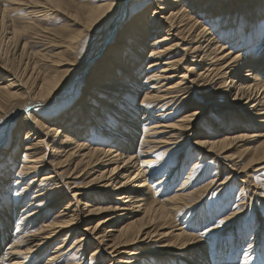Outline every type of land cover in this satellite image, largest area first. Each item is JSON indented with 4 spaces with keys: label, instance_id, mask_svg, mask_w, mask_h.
Returning a JSON list of instances; mask_svg holds the SVG:
<instances>
[{
    "label": "bare ground",
    "instance_id": "obj_1",
    "mask_svg": "<svg viewBox=\"0 0 264 264\" xmlns=\"http://www.w3.org/2000/svg\"><path fill=\"white\" fill-rule=\"evenodd\" d=\"M134 1L135 0H105L101 4L98 3L99 5H92L88 8L84 7L85 9H78L79 7L77 6L78 8L73 11H68L70 6H68V3L65 0H44V4L47 5H45L47 8H53L55 11L63 10L67 13V18L72 21L73 26H70L68 28V34H65V36L59 40L61 43L59 46H62L60 51L52 54H50V52L48 54L41 52L37 53L35 51L37 49L34 50L37 53L35 54V63L41 61L42 63L47 62L50 64V69H46V71L44 70L42 74L37 72L35 67L32 69L28 63H23V58H25V52H23L24 47L21 49L20 57L14 54L9 56V50L0 53V60L4 62V66L11 67L14 73L21 70L20 67L23 66L21 73H23L25 84H30L29 90L33 89V91L29 93H32V96L34 95L33 97H35L37 102H40L39 105L48 104L47 106L51 105L52 107L53 104H56L60 100H65L64 97L67 96L75 85L79 88L82 83H84L85 88L91 87L94 90L93 93H91L92 89L88 91L91 93L89 96L92 97L88 98L86 102L83 101V105L79 101L76 104H73L71 108L73 109L72 113L68 115V118L65 117V121L63 120L65 124L64 122L62 123V130L58 127L54 128L53 125L43 127L44 131L46 130L45 135L52 134V131L56 133L52 135L58 139L55 142L53 141L54 143H51L50 146L52 150H55L56 152V154L53 155L54 159L57 160L55 165L62 166L66 169V173L64 174L68 175L66 177L67 179L74 176L72 179L80 182L78 186L74 187L77 189H75L74 192L72 190L70 195L63 193V184H57L60 180V175L63 173L62 171L59 172L58 169L51 170L42 178V181L54 185L53 187H50L48 191H46L47 188L45 189V187L39 190L38 188L40 185H38L37 190L32 194V198L28 200L23 199L24 195H26V189H24L23 192H18L17 190L13 191L15 196L11 201L12 206L9 208H0V264H114L115 262H111L112 259L107 260L106 257L102 256V253L110 255V253H115L119 248H122L123 250H120L117 254L123 255L124 257L122 259H117V263L119 262V264H143L140 260L143 259L147 253H157L160 257H163L161 258V264H166L165 260L169 261V256L174 257L175 263L177 264H236V259L233 258L234 255H228V257L223 260L222 254L225 250L235 249L236 245L246 238L247 232L252 229L255 233L251 240L245 245V249H243V253H241L242 255L238 264H258V262L244 257L246 254L245 252L249 249H251L252 252H259L260 255L264 256V227L262 226V224L264 225V218L262 213H260L259 203L256 201L251 203L252 197L248 196L250 197V203L248 202L249 204H246V195L240 199H234L229 197L230 194H228L226 197L223 196V198H228L224 201L222 207L219 205L220 208L215 209L211 214L204 213L205 216L203 218H201L200 215L199 219H202L200 222L195 220L198 215L194 216L198 209L197 205L202 203L203 198L208 195L207 190L211 188L212 185L218 183L216 193L219 192L218 190L221 189L223 185L227 187L231 183H234V181L241 183L240 187H243V184H245L246 188L252 186L249 185L250 182H252V172L264 168V77H262V74H264V28H260L261 30L256 28L257 30L253 29L250 31V27L255 26L254 23L264 17V1L240 0V5L236 9L229 6V4H232L233 0H162L163 3H158L155 2V0H152L154 3L153 5H151L152 3L147 4L144 7L145 9L141 11L136 18L132 17L130 20L131 12L128 11V4ZM158 9H160V12H157ZM234 9L238 11L239 17L247 11L249 12L248 15L252 17L249 16L250 19L248 21L246 20L244 24H249V26H247L246 29L243 27L241 33L238 27L234 29V26L227 27L228 24L225 26L227 19L230 18L229 14H233L231 11ZM192 12L194 13L192 14ZM198 13H201L203 17L197 16L196 14ZM216 13L217 15L220 14V19H218L217 23L214 25L216 29L210 33L208 32L210 27L208 26L206 28L204 26L206 23L204 17L212 18ZM54 14L58 15V13L55 12ZM7 18H5V20ZM200 18L201 20H199ZM1 19L4 20L3 17ZM3 20L2 23L5 22ZM152 26L157 30L162 27L161 29L165 32L163 35H170L169 31L171 30L175 31L176 35L180 36L181 34V40L187 42L186 44L188 45L183 52L185 53V51H187L194 54V56H192L194 57L193 61H191L193 62V65L189 66L188 69H185L187 70L188 75H183L181 73L182 76L178 77L179 79L172 80L174 76H165L166 73L164 74L161 72H166V70L172 71L180 61L181 57L178 61H170L167 55L168 58H164L163 60H169L168 63H163L164 61L162 60L163 71L159 70V73L156 76H158L161 82L169 81L167 83L168 85L162 84L159 87L156 86L153 89L150 88V91H148V88L144 95L142 94L143 99L141 102L153 100L160 103V101L164 100L169 94L172 95L170 97L171 100L174 101V99H176L177 101L182 97V90H187L191 85V88H194V91H201L202 93L209 89H214L213 102L215 107L219 110L217 112V124L221 122L220 119H223L222 122H226V129H222L223 132L225 131L227 134L226 131H231L234 135L227 136L224 133L225 136L220 138L217 137V139L214 137L216 135L208 133L211 129V124L208 123L207 130H204V127L200 126L198 131L195 132L196 138L194 139V143H192L193 151L187 150L186 153L191 152L196 155L198 158L195 160H200V158L207 157L209 154L214 159L219 157L228 161L230 164L225 165L224 162L216 164L217 172L220 168L219 166L223 165L228 167V170L231 171V173L227 174L224 179H216L203 184V178L204 176H207L206 169L202 170L201 166L198 167L189 162H186L185 164L182 162L178 165V159L174 160L172 155L170 157L171 153L176 152L177 156L182 153V146L185 144V138L183 140V137H185L184 135H186L189 130L197 125L195 122L198 121V117L202 113H197L195 116H193V114L183 115L181 118L178 117V120L170 123H165L163 120L162 122L165 124H159V121H157L156 125L153 126V124H151L152 127L150 126V128L148 127V123H144V121H147V113L150 114L149 112L151 111V108H147V111L144 110L142 115L143 119L140 122H138V120H133L130 124L127 119L131 116H125V112L127 111L126 108L130 109V104H127L124 108L126 110L119 111V113H121L119 117H113L116 121H121V128L119 127L118 129L120 133L117 134V136H119L117 138H112L115 141V145H107L109 148H105L106 146H104L101 147V149L94 150L91 148L83 152L79 151L80 149L84 150L82 148L83 145L76 141L74 144L75 147H78L77 152L75 151V153H73L71 149L65 151L66 148H70L73 141L76 139V137H72V132H68L69 129H72L71 131H73L75 135H78L79 133V136H81L80 134L85 133L84 130H73V127L79 121L78 116L80 113L84 112L87 115V119L96 120L97 122L102 118L109 120V117H112L113 110H116V106L110 101V99L104 101L105 106L102 108L107 113L101 111L97 115L96 113L95 115L92 113L95 109H98L96 103L101 101V95L104 91L111 88L112 85H110V83L112 84L113 82L122 80V73L127 72L128 66H126V63L122 61V59L128 57L131 58V60L137 59L138 62L145 59L143 58V55H140V52L142 47L150 43L149 38L152 35H150ZM43 28L45 29V27ZM4 29H6V27ZM38 29H40V27ZM25 30L26 27H23L19 31H10L11 36L9 35V40L11 44L13 42L16 46V43L19 41V36L21 35L20 33ZM217 30L221 31V33L214 34ZM206 32L211 36L207 37L208 35L204 34ZM245 34H247V37H245ZM240 36H242L243 39L246 38L245 42H247V45L243 48L239 47V50L242 49L241 53L238 54L237 52L236 54L235 48L238 46H235L234 44L237 43ZM116 39L119 41H116ZM164 39L163 36V40ZM187 39H189V41H186ZM87 43L92 44V46L85 51ZM111 43H113V47L111 49L107 48ZM224 43L226 46H223ZM132 46L133 48H131ZM152 46L153 47L150 48L151 52H155L153 54L158 55V57L166 55L167 50L171 49L170 47L165 49L163 47V51H155L158 46ZM129 48L132 49L131 52H128ZM248 51H251L253 56L250 54L246 55ZM10 53L14 52L12 51ZM81 55L83 60L78 61ZM25 59H27V57ZM31 61L32 59L30 62ZM138 62L136 66L133 67V73L132 71H128L127 74H132L131 76L135 75V71L139 67ZM154 65L153 61H150L148 63V68L146 67L147 71L151 70ZM164 66H167L166 69ZM199 66H204L205 74L203 73L199 75V72L198 74H192L196 70L195 67ZM114 68H117V70L113 71ZM208 70H212V77H210L209 72L206 73ZM172 72H176V70ZM116 76L117 80H115ZM146 76L148 80L150 79V81H152L151 78L153 75L149 76V74H147ZM14 79L15 78L12 77V75L3 76L0 72V94H2L3 97L11 99V97L16 96V90L14 89L15 92L12 90L15 85ZM156 80L157 79H155V81ZM226 80L228 81L227 87L223 89L222 84H224ZM161 82L155 84L157 85ZM132 86H134V83L130 82L125 88L129 93L127 94L128 99H131V97L137 99L138 97H135L137 90L135 93L131 94L130 90ZM152 86L153 85H151V87ZM164 87L166 88L162 90ZM115 89L118 90V88ZM17 93H19V90ZM114 95L115 94H111L112 97ZM139 95H141V93ZM122 97L125 98V95ZM122 99L120 100L122 101ZM136 99H134V101H136ZM167 100L168 99H166V101ZM124 102L125 100H123L122 103ZM34 103L35 101L30 102L28 105L26 104L24 108L20 107L21 110L24 109V114L26 112L24 119L28 117V107H31L32 104L34 106ZM155 104H151V106ZM173 104H175V102ZM140 105L142 106L141 103ZM156 108L158 109V107ZM65 109L61 114L58 113V115L62 116L61 119L65 116ZM57 110L54 109V111ZM181 110L183 111L182 108ZM102 113L106 116L102 117V115H100ZM154 113L155 112H153V114ZM145 115L147 116L145 117ZM96 116H98L97 119ZM189 117H191V119H188ZM133 118L135 117L133 116ZM150 118L153 119V117ZM155 118L158 119V117ZM15 119L17 118L15 117ZM202 120L203 118L199 119L200 122H203ZM49 121L50 120H48V122ZM125 125H127V127ZM92 126H94V124ZM244 126L245 130L251 129V132L247 133L244 130L245 133L235 134L238 130L241 131L244 129ZM25 127L26 126H24V128ZM95 127L96 126H94V129ZM157 128H159L160 131H158ZM21 130L24 131V129ZM21 130L20 124H18L15 134L13 135L15 138L11 137L14 139L12 143L8 145V147H6V145L3 147L0 146V173L4 181L6 179V172L11 170L10 166L12 163L10 162L11 160L15 161L17 159L18 148H20L21 143H23V138H20L22 136ZM32 130L34 131V129H31L30 132ZM139 130L141 134H145L148 131L149 133L146 137L139 138V135L137 134V131L139 132ZM6 131L7 130H5V132ZM103 132H105L104 129ZM28 135L29 131H26L25 137ZM67 136H71L66 140L68 143L64 139L61 140V138H66ZM106 136L115 137L111 134H107ZM7 139L8 138L5 140L7 141ZM106 139L104 142H106ZM254 140H257L255 144H248V142ZM32 141L33 140H31V142ZM197 141H199V143H197ZM40 142L41 141L28 143L23 157L30 159L35 158L36 156L33 157L34 152H32V150H38L39 153H42V150L44 149H39V146H41L39 145ZM161 149L167 150L169 157L167 155L162 161H153V159L157 158L158 150ZM222 154L224 157H220ZM182 155L179 158H182ZM150 156L153 158L151 160L152 162L149 159ZM36 160L40 161L36 162ZM38 162L39 164H44V160L40 157L38 159L30 160L27 163L34 164ZM169 163L172 164V167L168 166ZM180 167H182L181 170H179ZM25 169V167L21 168L20 172L27 173L28 171L24 172ZM38 169L39 168L36 170ZM183 170H187L188 174L181 181L179 175ZM200 171L201 173L199 174ZM158 172L159 174L160 172H163V174H165L163 175L164 177H161L158 181L155 180L156 182L153 185H150L154 180L155 173ZM238 174H241L242 176L239 179H236L237 176H240ZM6 183L10 184L9 182ZM177 185L179 186L178 189L172 192L171 188H174ZM88 189L95 191V193H83V191ZM106 189L107 191L105 193H97ZM145 194L146 196L143 197ZM80 196H83V199L78 203V200L75 199ZM258 196L262 197L263 195L258 194ZM211 201H214V204L216 205L220 204L218 200ZM5 202V200L4 202H1V205L3 206ZM247 210L249 211V214H258L261 216L255 218L254 215H251L250 219H248L243 226H240V224H242L240 222L245 215L243 213H246ZM180 214L187 216V221L192 217L193 222L189 225L178 228L175 223L176 218L179 217ZM98 216H100L98 222L91 225L93 219ZM221 220H224L225 223L220 224ZM195 228H198V230H194ZM56 240L59 241L56 242L52 248L50 247L52 250L50 251L51 253L49 252V254L44 256V253L48 251L49 246ZM156 240L162 243L161 245H157L155 250H151L149 246L154 244V241ZM138 245L143 246V248L140 250L134 249L133 246ZM90 248L91 253L89 259H86L85 261L83 259L79 260L77 256L78 253L84 255V253ZM105 250L109 251L105 252ZM154 263L155 262L150 261L149 264Z\"/></svg>",
    "mask_w": 264,
    "mask_h": 264
},
{
    "label": "rangeland",
    "instance_id": "obj_2",
    "mask_svg": "<svg viewBox=\"0 0 264 264\" xmlns=\"http://www.w3.org/2000/svg\"><path fill=\"white\" fill-rule=\"evenodd\" d=\"M18 1H19V3H18ZM67 3H68V6H70V8H68V11L69 10H74V9H76V8H78V9H83L84 7L85 8H88L89 6H95V5H99L98 3H103V1H105V0H65ZM264 0H262V2H263ZM23 2V3H22ZM39 2H41V3H39ZM81 2V3H80ZM155 2H158V3H163L162 2V0H155ZM240 0H233V2H232V4H229V6H232V8H236L237 9V7L240 5ZM28 3V4H27ZM35 3H37V4H35ZM149 3H152L151 5H153L154 3L152 2V0H135L134 2H132V3H130V4H128V11H130L131 12V15H130V20L132 19V17L133 18H136V16L141 12V11H143L145 8V6L147 5V4H149ZM26 4V5H25ZM30 4V5H29ZM43 4V5H42ZM86 4V5H85ZM46 4H44V0H30V2H29V0H0V7H1V12H0V42H1V44H0V46L2 47H0V49H1V51H0V53H2V52H7V50H9L8 52L10 53V52H14V53H8V55L10 56H12V54H14V55H16V56H19L20 57V53H21V49L24 47V49H23V52H25V58L27 57V59H25V58H23V63L25 64V63H28L29 65H30V67L33 69V67H35V69H36V71L37 72H40V74H42L43 73V71L45 70L46 71V69H50L49 67H50V64H48L47 62H44V63H42L41 61L38 63L37 61V63H35V60L34 59H36V55L35 54H37V53H39V52H41V53H50V54H52V53H55V52H58V51H60L62 48V46H59V45H61V43H60V39H62L63 38V36H65V34H68V32H69V30H68V28L70 27V26H73V24H72V21H70V19L69 18H67V16H68V14L67 13H65L63 10H57V11H55V9H53V8H47L46 6H45ZM3 6V7H2ZM43 6H45V7H43ZM78 6V7H77ZM160 6H162V5H160ZM41 7V8H40ZM153 7V6H152ZM84 8V9H85ZM4 9V10H3ZM152 9H154V8H152ZM236 9H234V10H232L231 12H233V14L232 13H230L229 14V17L231 18H228L227 19V23H226V25L225 26H227V24H228V26L227 27H231V26H234L233 28L235 29V28H237L238 27V29L240 30V33L242 32V29H243V27H244V29H246V27L247 26H249V24H244L245 22H246V20L248 21L249 19H250V15H248V11L247 12H245V14H241L240 15V17H239V13H238V11L236 10ZM6 10V11H5ZM3 11V12H2ZM35 11H39L38 13L37 12H35ZM60 11V12H59ZM41 12V13H40ZM47 12V13H46ZM49 12V13H48ZM54 12L55 13H58V15L56 14H54ZM63 12V13H62ZM157 12H160V9H158L157 10ZM2 13V14H1ZM52 13V14H51ZM61 13V14H60ZM194 12H192V14H193ZM42 14V15H41ZM54 15V16H53ZM150 15H151V13H150ZM161 15V14H160ZM197 16H200V17H203L202 16V14L201 13H198V14H196ZM248 15V16H247ZM232 16V17H231ZM250 16V17H249ZM4 18V20L3 19H1V18ZM8 17V18H7ZM127 17V16H126ZM237 19H236V18ZM5 18H7L6 20H5ZM216 20H215V19ZM252 18V17H251ZM9 19V20H8ZM69 19V20H68ZM204 19H206V25L204 24V26L207 28L208 26L210 27V29H209V31L208 32H210L211 33V31H213L214 29H216V27H214V25H215V23H217V21H218V19H220V14H218L217 15V13L216 14H214L213 15V17L212 18H207V17H204ZM209 19V20H208ZM2 20L3 21H5V22H3L2 23ZM129 20V21H130ZM199 20H201V18L199 19ZM240 20V21H239ZM30 21V22H29ZM32 21V22H31ZM70 21V22H69ZM209 21H211V22H209ZM224 21H226V20H224ZM7 22V23H6ZM10 22V23H9ZM235 22V23H234ZM2 23V24H1ZM5 23V24H4ZM10 24H11V26H10ZM234 24H236V25H234ZM7 25V26H6ZM31 25V26H30ZM39 25V26H38ZM153 25V24H152ZM254 25L255 26H251L250 28V31H252L253 29L254 30H261V29H263L264 28V17H262V18H260V20H258V21H256L255 23H254ZM3 26V27H2ZM6 27V29H4L5 27ZM11 28H10V27ZM63 26V27H62ZM240 26V27H239ZM9 27V28H8ZM23 27H26V30L25 31H23V32H21L19 35V41L16 43V46H15V44H13V42H12V44H11V42H10V40H9V38H10V31H13V30H16V31H19V30H21ZM40 27V29H38ZM43 27H45V29L43 28ZM8 28V29H7ZM162 28V27H161ZM161 28H159L158 30L154 27L153 28V26L151 27V30H150V38H149V41H150V43L148 44V45H146V46H144V47H142L141 49V52H140V55H143L144 57L143 58H145V59H147V60H143V61H139L138 62V60L137 59H132L131 60V58H128V57H126V58H123L122 59V61H124L125 63H126V66H128L127 67V72L128 71H132V73H133V67H135L136 66V64H137V62L139 63V67H138V69L135 71V75L134 76H131L130 74H127V72L126 73H122L123 75H121V76H123V79L122 80H120V81H118V82H113L112 84L110 83V85H112L111 86V88L110 89H106V91H104V93L101 95V101L100 102H98V103H96V106H98V109H95V111H93V115H95V113H96V115L97 114H99V112L101 111V112H104V113H107V112H105L102 108H104L103 106H105V104H104V101L105 100H109L110 99V101L111 102H113V104L116 106V110L114 109L113 110V113H112V117H109L108 119L110 120H107V119H101V120H99L98 122L96 121V120H91V119H87L86 118V114L84 113V112H82V113H80L79 114V116H78V123H76L75 124V126L74 127H76V128H74L73 127V130L74 131H77L78 129L79 130H84L85 131V133H82V134H80L81 136H79V133H78V135H75V133H73V131H71L72 129H69L68 130V132H72V137H76V139L73 141V144L70 146V148H66L65 149V151H67V149H71V151H73V153H75V151L77 152L78 151V147H75V142L76 141H78V143L79 144H81V145H83L82 146V148L84 149V150H79V151H83V152H85V151H87V150H89V149H101V147H104V146H106L105 148H109V147H107V145H112V144H114L115 145V141H114V139H112V138H117L118 136H117V134H119L120 133V131L118 130L119 129V127L121 128V121H116L113 117H119V115L121 114V113H119V111H123V110H126L127 109V111L125 112L126 114H125V116L126 117H128L127 115H130L131 117L129 118V119H127L128 120V123H130L131 124V121H137L138 120V122H140L142 119H143V113H144V110L145 111H147L148 109L147 108H151L150 110V114H148L147 113V115H145V117H146V119H147V121L145 120L144 121V123H148V127H152V125L151 124H153V126H155L156 125V123H157V121H159V124H165V123H170V122H173V121H176V120H178V117L179 118H181L183 115H187V114H193V113H195V110H196V113L195 114H197V113H202V114H200V116L198 117V121L197 122H195L197 125L194 127V128H192L191 130H189L188 131V133L186 134V135H184L185 137H183V140H184V138H185V141H184V145L182 146L183 147V151H182V153L181 154H179V156H177L176 155V152H174V153H171L170 154V157H171V155H172V158L174 159V160H176V159H178L177 160V162H178V165L180 164V163H182L183 162V164H185L186 162H189V163H192V164H195L196 166H201L202 167V170L204 169H206L205 171H206V173H207V176H204V180H203V184H205V183H207V182H211V181H214V180H216V179H224L225 177H226V175L227 174H229V173H231V171H229L228 170V167H226V166H219L220 168L218 169V172H217V168H216V164L217 163H219V162H224V164L226 165V164H230V163H228V161H226V160H223V159H221V158H217V159H214V158H212V156L211 155H207L206 153V155H207V157L205 156L204 158H200V160H195L196 158H198L196 155H194L193 153H191V152H188V153H186L187 152V150L188 151H193L192 150V143H194V139L196 138V134H195V132L196 131H198V129H199V127L200 126H203L204 127V130H207V124L208 123H210L211 124V129H210V132H208L209 134L210 133H213L214 135H216V136H214V137H218V138H220V137H222V136H225V131L223 132V130L224 129H226L225 128V126H226V122L225 121H223L222 122V120L223 119H220L221 120V122H219V124H217L218 122V116H217V112L219 111L218 110V108L217 107H215V104H214V102H213V96H214V92H215V90L214 89H209L208 91H206V92H201V91H194V88L192 89L191 87H192V85L190 86V88H187V90H182V92H181V95H182V97H180L177 101H176V99H174V101L173 100H171V94H169V95H167L166 96V98L164 99V100H162V101H160V103L158 102V101H153V100H147V101H144V102H141L142 101V97H143V95H144V93L148 90V88H149V90L148 91H150L151 89H153L154 87H156V86H160V85H162V84H167L169 81H160V79L158 78V76H156V75H158V73H159V70L160 71H163V63H168V61L170 60V61H173V60H175V61H178L179 60V58H180V61L178 62V64L175 66V68L172 70V71H174V70H176V72H172V71H167L166 70V72H161V73H166L165 74V76H174L173 77V79L172 80H177V79H179L178 77H180V76H182V74L183 75H188V72H187V70H185V69H188L189 68V66H191V65H193V62H191V61H193V58L194 57H192V56H194V54L193 53H191V52H187V51H185V53L183 52V50H185L186 49V47L188 46L186 43L187 42H183V40H181L182 38V35L180 34V36L179 35H176V32L175 31H173V30H171V31H169V34L170 35H163L165 32H164V30L163 29H161ZM174 28V27H173ZM172 28V29H173ZM211 28H212V30H211ZM232 28V29H233ZM257 28V29H256ZM261 28V29H260ZM121 29H122V27H121ZM121 29H120V32H121ZM5 30V31H4ZM43 30H45V31H43ZM248 30H249V28H248ZM6 31H7V33H6ZM48 31V32H47ZM55 31V32H54ZM122 31H123V29H122ZM160 31V32H159ZM51 32V33H50ZM154 34H153V33ZM208 32H206V33H204V34H207L208 36L207 37H209V36H211V35H209V33ZM12 33V32H11ZM218 33H221V31H219V30H217V31H215L214 32V34H218ZM171 34H172V36H171ZM212 34H213V32H212ZM10 35V36H9ZM246 36L245 37H247V34H245ZM4 36V37H3ZM31 36V37H30ZM58 36H60V37H58ZM163 36H164V40H163ZM166 36V37H165ZM177 36V37H176ZM21 38V39H20ZM26 38V39H25ZM154 40H153V39ZM167 38V39H166ZM7 39V40H6ZM24 39V40H23ZM28 39V40H27ZM29 39H31V40H29ZM55 39V40H54ZM156 39V40H155ZM179 39V40H178ZM26 40V41H25ZM23 41V42H22ZM116 41H119V40H117L116 39ZM178 41H179V43H178ZM186 41H189V39H187ZM246 41V38L245 39H243V37L242 36H240V38L238 39V41H237V43L236 44H234L235 46H238L237 48H235V51H236V54H237V52H238V54L239 53H241V50L242 49H240L239 50V47L240 48H243V47H246V45H247V42H245ZM20 42V43H19ZM50 42V43H49ZM52 42V43H51ZM154 42H155V44H154ZM220 42V41H219ZM231 42H233V41H231ZM21 43H22V45H21ZM24 43H25V45H24ZM228 43V42H227ZM20 44V45H19ZM50 44H52V45H49ZM157 44V45H156ZM12 45V46H11ZM14 45V46H13ZM18 45H19V47H18ZM151 45V46H150ZM152 45H155L156 47H157V50H155V51H163V47H164V49L165 48H167V47H170L171 49L170 50H167V54L166 55H161V57H158V55H154L153 53H155V52H151V50H150V48L151 47H153ZM163 45V46H162ZM174 45V46H173ZM177 45H178V49H177ZM185 45V46H184ZM21 46V47H20ZM31 46V47H30ZM47 46V47H46ZM59 46V47H58ZM91 46H92V44H89V43H87L86 44V49H85V51L87 50V49H90L91 48ZM150 46V47H149ZM166 46V47H165ZM223 46H226V44L224 43L223 44ZM254 46H255V44H254ZM55 47V48H54ZM113 47V43H111V44H109L108 45V47L107 48H109V49H111ZM162 47V48H161ZM6 48V49H5ZM17 48V49H16ZM30 48V49H29ZM48 48V49H47ZM131 48H133V46L131 47ZM146 48V49H145ZM161 48V49H160ZM184 48V49H183ZM3 49V50H2ZM12 49H14V50H12ZM26 49V50H25ZM35 49H37V50H35ZM45 49V50H44ZM56 51H55V50ZM174 49V50H173ZM32 50V51H31ZM37 52H35V51ZM53 50V51H52ZM131 50L132 49H130L129 48V50H128V52H131ZM146 50V51H145ZM16 51H19V52H16ZM45 51V52H44ZM48 51V52H47ZM182 51V52H181ZM244 51V50H243ZM242 51V52H243ZM35 52V53H34ZM170 52H172V53H170ZM178 52V53H177ZM180 52V53H179ZM28 53H29V55H28ZM148 53V54H147ZM150 53H151V55H150ZM189 55H188V54ZM245 53V52H244ZM128 54V53H127ZM178 54V55H177ZM183 54H184V56H183ZM186 54V55H185ZM251 55V56H253V53H251V51L249 52H247L246 53V55ZM83 55V54H82ZM82 55L80 56V58L78 59V61H82L83 60V57H82ZM167 55H168V57H169V60L167 61V60H163L164 58H168L167 57ZM169 55H171V56H169ZM174 55V56H173ZM243 55H245V54H243ZM86 56V55H85ZM147 56V57H146ZM149 56V57H148ZM166 56V57H165ZM18 57V58H19ZM152 57V58H151ZM176 57V58H175ZM174 58V59H173ZM183 58V59H182ZM32 59V61L30 62V60ZM38 59V58H37ZM164 62H163V61ZM25 61H27V62H25ZM34 61V62H33ZM130 61V62H129ZM152 62L153 61V63L155 64L153 67H152V72H151V70H149V71H147V68H148V63L149 62ZM156 61V62H155ZM158 61V62H157ZM184 61V62H183ZM34 64H33V63ZM148 62V63H147ZM161 62H163V63H161ZM142 63H144V64H142ZM146 63V64H145ZM196 63H198V62H196ZM33 64V65H32ZM128 64V65H127ZM133 64V65H132ZM141 64H142V67H141ZM158 64H159V67H158ZM0 65L1 66H3V67H1L0 66V72H1V74L3 75V76H10V75H12V77H14L15 79H14V81H15V85H14V87H13V91L15 92V90H16V96H14V97H11V99L10 98H5V97H3V95L2 94H0V146H5L6 145V147H8V145H10L11 143H12V141L14 140L13 138H15V136H13L14 134H15V131H16V127H17V125L18 124H20V130L21 129H24V131L23 130H21V133H22V136L20 137V138H23V143H21V145H20V148H18V156H17V159L15 160V161H12L11 160V162L10 163H12L11 164V170L9 171V172H6V175H5V181L6 182H9L10 184H8V183H6L3 179H2V177H1V173H0V208L1 209H3V208H9L10 206H12V200H13V198H14V194H13V191H21V192H23L24 191V189H26L27 191H26V195H24V198L23 199H25V200H28V199H31L32 198V194H34V192L37 190V186L38 185H40L39 186V190H41L43 187H45V189H46V191H48V189H50V187H53L54 185H52V184H48V182H46V181H42V178L44 177V175H47L51 170H58L59 169V172L60 171H62V173L63 174H61L60 175V180H59V182H61V183H57V184H59V185H61V184H63L62 186H63V188H62V190H63V193L64 194H66V195H70L71 193H72V190H73V192L75 191V189H77V188H74L75 186H78L79 185V181L78 180H74V179H72L74 176H72V175H70V176H72L71 178H66L68 175L67 174H64V173H66L65 171H66V169L65 168H63L62 166H56L55 164V162H57V160H55L54 159V157H53V155L54 154H56V152H55V150L53 151L52 150V148L50 147L51 146V143L53 144L57 139L55 138V136L54 135H52V134H56L55 132H51L52 134H50V135H45V133H46V130L44 131V129H43V127H47V125L48 126H50V125H53V127L54 128H62L63 129V125H62V123L65 121V117H67L68 118V115H70V113H72V111H73V109H71L72 108V106H73V104H76L78 101L79 102H81L82 103V105H83V101L84 102H86L87 100H88V98H90V97H92V96H89L91 93H93L94 92V90L91 88V87H86L85 88V85H84V83H82V85L78 88V86H74L73 88H72V90L68 93V94H70V95H68L67 94V96L66 97H64L65 98V100H60L59 102H57L56 104H53L52 105V107H51V105H49V106H47L48 104H42V105H39V103L40 102H37V100L35 99V97H33L32 96V93H29V92H31V91H33V89H31V90H29V83L28 84H25V80H24V78H23V73H21L22 72V67H20V69L21 70H17L18 72H13V70H12V68L10 67L9 68V66H4L5 64H4V62H2V60H0ZM162 68H161V67ZM188 66V67H187ZM8 67V68H7ZM40 67V68H39ZM147 67V68H146ZM167 67V66H166ZM166 67L164 66V68L166 69ZM5 68V69H4ZM113 68V67H112ZM178 68V69H177ZM199 68V69H198ZM203 68V69H202ZM155 69V70H154ZM162 69V70H161ZM195 73L193 72L192 74H198V72H199V75H201V74H205V71H204V66H199V67H195ZM197 69H198V71H197ZM210 69H212V68H210ZM115 70H117V68H114L113 69V71H115ZM140 70V71H139ZM178 70V71H177ZM201 70H202V72H201ZM146 71V72H145ZM148 72V73H147ZM150 72V73H149ZM154 72H156V73H154ZM185 72V73H184ZM207 72H209V74H210V77H212V70H208V71H206V73ZM140 73V74H139ZM145 73H147V74H149V76H152L153 75V79L151 78V80L153 81H150V79L148 80L147 79V74H145ZM169 73V74H168ZM179 75H177V74ZM182 73V74H181ZM10 74V75H9ZM15 74V75H14ZM152 74V75H151ZM173 74V75H172ZM175 74H176V76H175ZM20 75H21V77H20ZM136 75H138V76H136ZM263 76L262 77H264V74H262ZM260 76V75H259ZM17 77V78H16ZM136 77V78H135ZM141 77V78H140ZM157 77V78H156ZM261 77V76H260ZM6 78V77H5ZM68 78V77H67ZM21 79V80H20ZM145 79V80H144ZM147 79V80H146ZM155 79H157L156 81L157 82H161L160 84H155V83H157L156 81H155ZM214 79V78H213ZM18 82H17V81ZM67 80H69V79H67ZM115 80H117V76L115 77ZM131 80V81H130ZM19 81H20V83H19ZM150 81V82H149ZM24 82V83H23ZM134 83V86H132L131 87V94H133V93H135V91H136V96L135 97H138L137 99L136 98H133V97H131V99L129 98L128 99V96H127V94H129L127 91H126V87L128 86V83ZM142 82V83H141ZM152 82V83H151ZM226 82V83H225ZM224 82V84H222L223 86H222V88L223 89H225L226 87H227V83H228V81L226 80ZM122 83V84H121ZM183 83H184V81H183ZM20 84V85H19ZM24 84V85H23ZM142 84H143V87H142ZM18 85V86H17ZM22 85V86H21ZM121 85V86H120ZM125 85V86H124ZM147 87H146V86ZM149 85V86H148ZM151 85H153L152 87H151ZM168 85V84H167ZM121 87V88H119V87ZM138 86H140V87H138ZM24 87V88H23ZM27 87H28V89H27ZM82 87V88H81ZM112 87H114V88H112ZM81 88V89H80ZM115 88H118V90L117 89H115ZM137 88V89H136ZM143 88V89H142ZM151 88V89H150ZM166 87H164L162 90H164ZM15 89V90H14ZM21 89V90H20ZM76 89V90H75ZM90 89H92L91 91V93L90 92H88ZM94 89H97V88H94ZM160 89V88H159ZM11 90V89H10ZM18 90H19V93H17L18 92ZM26 90V91H25ZM122 91V92H120V91ZM134 90V91H133ZM97 91V90H96ZM116 91V92H115ZM139 91V92H138ZM141 91V92H140ZM184 91V92H183ZM186 91V92H185ZM194 91V92H193ZM213 91V92H212ZM217 91V90H216ZM26 92H28V93H26ZM88 94H87V93ZM26 95H25V94ZM119 93V94H118ZM141 93V95H139ZM183 93V94H182ZM187 93V94H186ZM209 93V94H208ZM27 94H28V96H27ZM111 94H115L113 97L111 96ZM130 94V95H131ZM143 94V95H142ZM185 94V95H184ZM193 96H192V95ZM2 95V96H1ZM20 95V96H19ZM107 95V96H106ZM119 95H121V96H119ZM125 95V98L124 97H122V96H124ZM137 95H139V96H137ZM187 95H188V97H187ZM18 96V97H17ZM79 96V97H78ZM183 96H186V97H183ZM15 97H17V98H15ZM21 97V98H20ZM28 97V98H27ZM31 97H32V99H31ZM74 97V98H73ZM77 97H78V99H77ZM87 97V98H86ZM123 99H122V98ZM2 98V99H1ZM72 98V99H71ZM86 98V99H85ZM186 100H185V99ZM80 99V100H79ZM103 99V100H102ZM120 99H122V101L120 100ZM132 99H133V101H132ZM134 99H136V101H134ZM166 99H168L167 101H166ZM4 102H3V101ZM30 100V101H29ZM33 100V101H32ZM73 100V101H72ZM120 100V101H119ZM123 100H125V102L124 103H122L123 102ZM181 100V101H180ZM183 100V101H182ZM186 102H185V101ZM26 101H27V103H26ZM35 101V103H34V106H33V104L31 105V107H28V109H29V111H28V117L27 118H25L24 119V116L26 115V112H25V114H24V109H22L21 110V108L23 107H25V105L27 104H29L30 102H34ZM64 101H65V103H64ZM70 101H71V103H70ZM128 101V102H127ZM172 101V102H171ZM180 101V102H179ZM8 102H9V104H8ZM24 102H25V104H24ZM29 102V103H28ZM74 102V103H73ZM102 102V103H101ZM115 102V103H114ZM132 102V103H131ZM136 102V103H135ZM175 102V104H173ZM181 102H183V103H181ZM252 102V101H251ZM12 103V104H11ZM102 104V105H100V104ZM138 103V104H137ZM140 103L142 104V106L140 105ZM156 103V104H155ZM168 103H169V105H168ZM172 103V104H171ZM186 103V104H185ZM195 103V104H194ZM253 103V102H252ZM19 104V105H18ZM37 104H38V106H37ZM63 104V105H62ZM97 104H99V105H97ZM129 105L130 106V109H128V108H126V109H124L125 107H126V105ZM143 104H144V106H143ZM151 104H155V105H153V106H151ZM161 104V105H160ZM165 104V105H164ZM185 106H184V105ZM65 105H67V106H65ZM81 105V104H80ZM118 105V106H117ZM125 105V106H124ZM147 105H148V107H147ZM178 105V106H177ZM188 105V106H187ZM195 107H194V106ZM241 105V104H240ZM6 106V107H5ZM61 106V107H60ZM64 106V107H63ZM162 106V107H161ZM167 106V107H166ZM190 106V107H189ZM21 107V108H20ZM44 107H46V108H44ZM54 107V108H53ZM123 107V108H122ZM139 107V108H138ZM141 107V108H140ZM142 107H144V108H142ZM156 107H158V109L156 108ZM175 107V108H174ZM32 108V109H31ZM65 108H67V109H65L66 110V112H65V116L61 119V115H58V113L59 114H61V112L64 110ZM99 108H101V109H99ZM181 108L183 109V111L181 110ZM17 109V110H16ZM54 109H59V110H57V111H54ZM62 109V110H61ZM138 109V110H137ZM155 111H154V110ZM157 109V110H156ZM168 109V110H167ZM194 109V110H193ZM21 110V111H20ZM163 110V111H162ZM172 110V111H171ZM186 110V111H185ZM188 110V111H187ZM2 111V112H1ZM31 111V112H30ZM160 111V112H159ZM190 111V112H189ZM12 112H14V113H12ZM136 112V113H135ZM153 112H155L154 114H153ZM162 112V113H161ZM104 113H102V114H100V115H102V117H105L106 115L104 114ZM128 113V114H127ZM157 113V114H156ZM160 113V114H159ZM163 114V115H162ZM11 115H13V116H11ZM38 115V116H37ZM107 115H109V114H107ZM123 115H124V113H123ZM157 115V116H156ZM161 115V116H160ZM19 118H18V117ZM31 116V117H30ZM40 116V117H39ZM60 116V117H59ZM133 116L135 117V118H133ZM138 116V117H137ZM141 116V117H140ZM166 116V117H165ZM15 117L17 118V119H15ZM36 117V118H35ZM59 117V118H58ZM97 117L98 116H96V119H97ZM150 117H153V119H151ZM155 117H158V119L157 118H155ZM166 119H165V118ZM169 119H168V118ZM38 118V119H37ZM45 118V119H44ZM47 118V119H46ZM201 118H203V122H200L199 121V119H201ZM13 119V120H12ZM22 119V120H21ZM24 119V120H23ZM42 121H41V120ZM53 119V120H52ZM61 119V121L59 122V120ZM94 119V118H93ZM131 119V120H130ZM16 120V121H15ZM18 120H20V121H18ZM40 120V121H39ZM48 120H50L49 122H48ZM56 120V121H55ZM64 120V121H63ZM164 120V121H163ZM12 121V122H11ZM23 121V122H22ZM26 121H27V123H26ZM31 121V122H30ZM54 121V122H53ZM81 121V122H80ZM93 121V122H92ZM154 121H155V123H154ZM165 122V123H163V122ZM30 122V123H29ZM59 122V123H58ZM110 124H109V123ZM18 123V124H17ZM25 123V124H24ZM17 124V125H16ZM24 124V125H23ZM27 124V125H26ZM64 124H65V122H64ZM84 124V125H83ZM94 124V126H96L95 127V129H94V126H92ZM104 124V125H103ZM107 124V125H106ZM158 124V125H159ZM16 125V126H15ZM32 125H33V127H32ZM86 125V126H85ZM106 125V126H105ZM111 125V126H110ZM221 125V126H220ZM24 126H26L25 128H24ZM29 126V127H28ZM98 126V127H97ZM104 126H105V128H104ZM126 127H127V125H125ZM209 126V125H208ZM214 126V127H213ZM14 127V128H13ZM41 127V128H40ZM83 127V128H82ZM114 127V128H113ZM118 127V128H117ZM150 127V128H151ZM213 127V128H212ZM221 127V128H220ZM224 127V128H223ZM29 128V129H28ZM81 128V129H80ZM109 128V129H108ZM206 128V129H205ZM28 129V130H27ZM31 129H34V131L32 130L31 132H30V130ZM61 129V130H62ZM64 129H65V127H64ZM103 129H104V131L105 132H103ZM214 129V130H213ZM223 129V130H222ZM5 130H7L6 132H5ZM37 130V131H36ZM96 130V131H95ZM100 130V131H99ZM157 130L158 131H160V129L159 128H157ZM244 130H245V126H244V129H242L241 131H237L235 134H239V133H245V132H251V129H248V130H245V132H244ZM14 131V132H13ZM26 131H29V135L28 136H26L25 137V132ZM44 131V132H43ZM220 131V132H219ZM37 132V133H36ZM96 132V133H95ZM107 132V133H106ZM193 132V133H192ZM227 132V136L229 135V136H232V135H234L233 133H231V131H226ZM13 133V134H12ZM149 133V131L147 132V133H145V134H141V132H140V130H139V132L137 131V134L139 135V138H143V137H146V135ZM220 133V134H219ZM225 133V134H224ZM36 134V135H35ZM90 134V135H89ZM107 134H111L112 136H115V137H108V136H106ZM141 134V135H140ZM191 134V135H190ZM219 134V135H218ZM7 135V136H6ZM31 135V136H30ZM51 135H52V137H51ZM88 135V136H87ZM100 135V136H99ZM145 135V136H144ZM50 136V137H49ZM79 136V137H78ZM190 136H191V138H190ZM11 137H13V138H11ZM25 137V138H24ZM32 139H31V138ZM49 137V138H48ZM54 137V138H53ZM71 136H67L66 138H61V140H67V139H69ZM167 137H169V136H167ZM188 137V138H187ZM6 138H8L7 139V141L5 140ZM28 138V139H27ZM47 138V139H46ZM106 138H108V139H106ZM153 138V137H152ZM193 138V139H192ZM217 138V139H218ZM29 139H31V140H33L32 142H31V140H29ZM40 139V140H39ZM106 139V142H104V140ZM252 139H254V138H252ZM179 140V139H178ZM178 140H176V141H178ZM30 141V142H29ZM37 141H41L40 142V144L39 145H41V146H39V149H44V150H42V153H39L38 152V150H32V152H34L33 153V157H35V158H27V157H23V155H24V152H25V150H26V148H27V144L28 143H35V142H37ZM43 141V142H42ZM54 141V142H53ZM188 141V142H187ZM193 141V142H192ZM256 141L257 140H254V141H251V142H248V144H255L256 143ZM5 142V143H4ZM67 142V141H66ZM82 142V143H81ZM42 143V144H41ZM68 143V142H67ZM67 143H66V145H67ZM23 144V145H22ZM102 146H101V145ZM44 145V146H43ZM85 145H86V147H85ZM96 145V146H95ZM22 147V148H21ZM98 147H100V148H98ZM24 148V149H23ZM86 148V149H85ZM187 148V149H186ZM233 151H234V149H233ZM231 152V151H230ZM65 153V152H64ZM158 154H157V158L156 159H153L152 158V156H150V161L153 159V161H162V159L164 160L166 157H167V155H168V157H169V154H167V150H158V152H157ZM186 153V154H185ZM183 154V155H182ZM193 154V155H192ZM183 156L182 158H179L180 156ZM176 157V158H174V157ZM185 156V157H184ZM194 156V157H193ZM42 158L43 160H44V164H39V162L38 163H27L28 161H30V160H33V159H38V158ZM193 157V158H192ZM220 157H224L223 156V154L222 155H220ZM184 158V159H183ZM46 159V160H45ZM148 159V158H147ZM148 159V160H149ZM189 161H188V160ZM28 160V161H27ZM61 160H63V159H61ZM187 160V161H186ZM202 160V161H201ZM21 161V162H20ZM23 161H24V163H23ZM37 161H40V160H36V162ZM46 161V162H45ZM191 161V162H190ZM48 162V163H47ZM152 162V161H151ZM47 163V164H46ZM171 163V162H170ZM169 163V165L168 166H170V167H172V164H170ZM21 164V165H20ZM27 164V165H26ZM31 164V165H30ZM188 165V164H187ZM194 165V166H195ZM52 167V169H51V167ZM205 166V167H204ZM23 167H25L26 169H25V171L24 172H27V173H21L20 172V170H21V168H23ZM46 167V168H45ZM48 167V168H47ZM15 168V169H14ZM18 168V169H17ZM35 168V169H34ZM37 168H39L38 170H36ZM181 168L182 167H180L179 168V170H181ZM222 168V169H221ZM28 169V170H27ZM32 169H34V170H32ZM42 169V170H41ZM145 170H146V168H145ZM17 171V172H16ZM30 171V172H29ZM32 171V172H31ZM35 171V172H34ZM217 172V173H216ZM3 173V172H2ZM10 173V174H9ZM201 173V171L199 172V174ZM41 174H43V175H41ZM184 174V175H183ZM187 170L185 171V170H183L181 173H180V175H179V179L182 181V179H184L186 176H187ZM234 174V173H233ZM251 174V173H250ZM39 175V176H38ZM158 175H160V176H158ZM163 175H165V174H163V172H160V174H159V172L158 173H155V176H154V180L150 183V185H153L156 181H158L161 177L163 178L164 176ZM216 175H217V177H216ZM235 175V174H234ZM238 175H240V176H237L236 177V179H239L242 175L241 174H238ZM25 176H27V177H25ZM41 176V177H40ZM251 176H252V182H250V184L249 185H252V186H248V187H246L245 188V184H243V187H240L241 186V183H239V182H235L234 181V183H231L229 186H225V185H223L222 187H221V189H219L218 191V193H216L217 191V188H218V183L217 184H215V185H212L211 186V188H209L208 190H207V196H205L204 198H203V200H202V203L200 204V205H197V207H198V209L196 210V212H195V214H194V216H197L196 218H195V220L196 221H201L199 218V216L201 215V218H203L205 215H204V213H209V214H211V213H213L214 211H215V209H217V208H220V206L222 207V205H223V203H224V201L228 198H223V196L224 197H226V196H228V194H230L229 195V197H232V198H234V199H240L241 197H243V196H247V199H246V204H249L250 203V197H252V201H251V203H253V202H257V203H259V206H260V208H259V210H260V213H262V216H263V218H264V168L262 169V170H259V171H255V172H252V174H251ZM8 177V178H7ZM16 177H17V179H16ZM19 177V178H18ZM22 177V178H21ZM181 177H183V178H181ZM34 178V179H33ZM214 178V179H213ZM254 178V179H253ZM16 179V180H15ZM66 179V180H65ZM4 182H3V181ZM8 180V181H7ZM18 180V181H17ZM25 180V181H24ZM27 180H28V182H27ZM156 180V181H155ZM13 181V182H12ZM20 181V182H19ZM23 182H24V184H23ZM35 182V183H34ZM180 182V181H179ZM22 183V184H21ZM19 185V186H18ZM193 185V184H192ZM17 186V187H16ZM21 186V187H20ZM27 186V187H26ZM35 188H34V187ZM71 186V187H70ZM14 187V188H13ZM178 185L177 186H175L174 188L172 187L171 188V190H172V192L173 191H175L176 189H178ZM258 187V188H257ZM68 188V189H67ZM241 188H242V190H241ZM251 188V189H250ZM6 189V190H5ZM44 189V190H45ZM3 190V191H2ZM224 190V191H223ZM257 190V191H256ZM12 191V192H11ZM33 191V192H32ZM45 191V192H46ZM107 191V189L106 190H102V191H100V192H97V193H105ZM189 191V190H188ZM249 191V192H248ZM20 192V193H21ZM31 192V193H30ZM171 192V193H172ZM27 193H29V194H27ZM83 193H85V194H88V193H95V191H93V190H90V189H88V190H85V191H83ZM170 193V194H171ZM258 194H262L263 196L261 197V196H258ZM6 197H5V196ZM252 195V196H251ZM13 196V197H12ZM30 196V197H29ZM140 196H141V194H140ZM146 196V194L145 195H143V197H145ZM248 196H250V197H248ZM9 197V198H8ZM12 197V198H11ZM262 199H261V198ZM3 198V199H2ZM139 198V197H138ZM9 199H10V201H9ZM83 199V196H80V197H77L75 200H78V203H79V201H81ZM218 200V202L220 203V204H214V201H211V200ZM3 200V201H2ZM4 200L6 201L5 202V204L2 206L1 205V202H4ZM64 200V199H63ZM263 202H262V201ZM222 201V202H221ZM260 201V202H259ZM11 202V203H10ZM249 202V203H248ZM11 204V205H10ZM213 204V205H212ZM220 205V206H219ZM230 205V204H229ZM228 205V206H229ZM3 207V208H2ZM14 207V206H13ZM62 207V206H61ZM230 207V206H229ZM214 208V209H213ZM191 210V209H190ZM201 210V211H200ZM209 210V211H208ZM211 211V212H210ZM1 212V211H0ZM203 213V214H202ZM243 214H245L244 216H243V219H242V221L240 222V223H242V224H240V226H243V224H245L247 221H248V219H250V217H251V215H254V217L255 218H259L261 215H258V214H249V211L247 210L246 211V213H243ZM103 215V214H102ZM102 215H100V216H102ZM100 216H98V217H95V219H93V221H92V224L91 225H94V224H96L97 222H98V219H99V217ZM193 216V217H194ZM183 219V220H182ZM199 219V220H198ZM188 219H187V216H184V214H180V216L179 217H177L176 218V223L175 224H177V227L178 228H181V227H183V226H186V225H189L191 222H193L192 221V217L191 218H189V221H187ZM184 221H185V223H184ZM257 223V222H256ZM179 224H181V225H179ZM255 225V224H254ZM262 226L264 227V225L262 224ZM194 230H198V228H195ZM254 233H255V231L252 229V230H249L248 232H247V236H246V238L243 240V241H240L239 243H238V245H236V248L235 249H233V250H225L224 252H223V254H222V259L224 260V258H226V257H228V255H234V257L233 258H235L236 259V264H238L239 262H240V258H241V253H243V249H245V245L251 240V238L253 237V235H254ZM59 240H56L52 245H50L49 246V248H48V251H46V253H44V256L46 255V254H49V252L50 251H52L51 249H50V247L52 248L53 247V245L56 243V242H58ZM155 243L154 244H151V246H149V248L151 249V250H155L156 248H157V245H161V243L162 242H159L158 240H156V241H154ZM134 247V249H142L143 248V246H133ZM146 247H148V246H146ZM149 249V250H150ZM90 250H91V248L90 249H88L85 253H84V255H81V253L79 254L78 253V259L79 260H86V259H89V255H90ZM120 250H123L122 248H119L115 253H110V255L108 256L107 254H104V253H102V256H104V257H106L107 258V260H109V259H112V261L111 262H115L114 264H119V262L117 263V259L118 258H124L123 257V255H120V254H117ZM109 250H105V252H108ZM51 253V252H50ZM246 254H245V256L244 257H247L248 259H250V260H254V261H256V262H258V264H264V256H262V255H260V253L259 252H252V250L251 249H249V250H247L246 252H245ZM112 254V255H111ZM81 255V256H80ZM144 255V254H143ZM80 256V257H79ZM112 258H111V257ZM160 258V259H159ZM161 258H163V257H160L157 253L155 254V253H147V254H145V256H144V258L143 259H141L140 260V262L141 263H143V264H149L150 263V261L151 262H155L154 264H161L162 262H161ZM46 259H47V257H46ZM123 260H125V259H123ZM168 260L169 261H166L165 260V262H166V264H177V263H175V258L174 257H171V256H169L168 257ZM120 264H123V263H120ZM220 264H224V263H220Z\"/></svg>",
    "mask_w": 264,
    "mask_h": 264
},
{
    "label": "snow or ice",
    "instance_id": "obj_3",
    "mask_svg": "<svg viewBox=\"0 0 264 264\" xmlns=\"http://www.w3.org/2000/svg\"><path fill=\"white\" fill-rule=\"evenodd\" d=\"M196 114L195 113H193V116H195ZM188 119H191V117H189ZM197 143H199V141H197ZM225 223V221L224 220H221L220 221V224H224ZM215 226V225H214Z\"/></svg>",
    "mask_w": 264,
    "mask_h": 264
}]
</instances>
